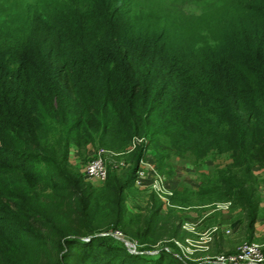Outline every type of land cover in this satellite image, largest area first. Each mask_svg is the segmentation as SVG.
<instances>
[{
    "label": "trees",
    "instance_id": "16d2710c",
    "mask_svg": "<svg viewBox=\"0 0 264 264\" xmlns=\"http://www.w3.org/2000/svg\"><path fill=\"white\" fill-rule=\"evenodd\" d=\"M119 12L105 9L69 28L53 19L48 39L0 54V264H192L178 245L214 227L208 256L235 254L225 250L231 233L238 246L256 241L264 24L158 28L167 18L158 16L139 29ZM132 34L143 38L135 44ZM135 138L142 141L129 151ZM88 144L125 154L129 166L109 169L101 183L85 178L75 153ZM149 149L160 174L191 166L199 186L181 184L167 203L152 193L134 212L126 193H136ZM213 152L231 162L202 168ZM191 211L206 218L195 232L183 229ZM116 232L158 253L129 254Z\"/></svg>",
    "mask_w": 264,
    "mask_h": 264
},
{
    "label": "rangeland",
    "instance_id": "374dc122",
    "mask_svg": "<svg viewBox=\"0 0 264 264\" xmlns=\"http://www.w3.org/2000/svg\"><path fill=\"white\" fill-rule=\"evenodd\" d=\"M109 9L110 11H120L124 15L125 19L132 25V28H143L144 26H152L158 16L167 17L165 20L159 22L156 27H160L162 24H177L176 22H190L199 24V26H205L206 24H214L216 22H222L225 27L240 26L244 23L254 21L256 25L263 28L264 24V0H0V54L5 50L18 54L23 50L32 48V41H42L45 37L48 39V27H51V20L59 22L61 26L68 27L69 21H75L78 18L88 19L97 15V13ZM116 17V14L113 13ZM119 15V14H118ZM95 18V17H94ZM223 19V20H222ZM69 31V29H66ZM134 43L139 42L143 37L140 34H132ZM44 41V40H43ZM132 43L133 41L130 40ZM132 45L133 48H129L131 51L136 50L137 46ZM95 42L91 43L94 47ZM139 50V49H137ZM136 50V53H138ZM132 147L138 143V140H133ZM129 148L132 151L133 148ZM105 150L104 157L107 160V168L109 169H124L129 166L130 159L121 153H115L112 150L103 148L101 146L94 147L92 144H88L85 149L80 153L76 152L75 155H79L81 169L85 168L88 161L93 158L89 156L88 152ZM128 151V152H129ZM229 154H217L211 153L207 158L201 162L202 168L206 169L209 166L224 167L230 163ZM178 170L184 169V166H176ZM194 171L197 173L195 168ZM258 172V170L256 171ZM261 174V183L259 185V216L264 215L263 195H264V172ZM132 175L129 178V182L132 181ZM165 183V180H164ZM150 192H145L147 194ZM155 193L151 189V194ZM146 199L145 196L141 198ZM143 199H139L136 202H128V206L134 212L145 210L147 204ZM167 203V199H166ZM137 206H136V205ZM228 206V205H227ZM226 208L223 205H219L220 209L225 210L224 215H228ZM138 207V208H137ZM205 216L202 218L195 212H185L183 214V229L189 232H195L200 228L205 220ZM212 230L203 229L199 232L198 241L187 239L186 246L178 245L183 257L189 260L192 264H206L213 261V264H221L217 258L208 256V248L205 246L206 242L210 240L209 232ZM209 230V231H208ZM116 238L121 240L125 246L127 253L137 254L144 256H153L158 253V249L152 251H142L140 246L122 237L120 233H115ZM197 236V235H196ZM198 237V236H197ZM238 237L234 234H230V238L226 242L225 250L236 249L240 243ZM260 246V250L264 254V238L256 239L255 241ZM241 248V247H240ZM195 250L202 252L203 257H194ZM236 251V252H237ZM173 255L178 256V253L173 251ZM224 258L226 257L225 254ZM233 255V254H231ZM194 257V258H193ZM209 264V263H208Z\"/></svg>",
    "mask_w": 264,
    "mask_h": 264
},
{
    "label": "built area",
    "instance_id": "2783aa9c",
    "mask_svg": "<svg viewBox=\"0 0 264 264\" xmlns=\"http://www.w3.org/2000/svg\"><path fill=\"white\" fill-rule=\"evenodd\" d=\"M134 140H138V143L142 141V139L135 138ZM134 142V141H133ZM134 148V147H132ZM107 152L105 150L94 151L85 168L83 169V173L87 179H98L100 182H104L107 178L108 168H107V160L104 157V153ZM91 156V157H92ZM144 163V166L148 168L153 176L151 189L155 194L162 200L166 201V196L171 194L164 183V176L160 174L155 167H152L149 163ZM144 171L142 169L136 170V176L143 177ZM138 183V180H136ZM264 201V195H263ZM227 205H223L226 208ZM228 207V206H227ZM229 233V230L226 231ZM241 247V248H240ZM239 247V250L233 254L226 256H220L217 259L221 260V264H264V254L260 250L259 244L256 242L244 243Z\"/></svg>",
    "mask_w": 264,
    "mask_h": 264
},
{
    "label": "crops",
    "instance_id": "0c3cea01",
    "mask_svg": "<svg viewBox=\"0 0 264 264\" xmlns=\"http://www.w3.org/2000/svg\"><path fill=\"white\" fill-rule=\"evenodd\" d=\"M92 154H93V150L91 152H88L89 156H92ZM142 162L149 163L152 167L156 168L155 153L152 149L146 150L138 163V169H142L145 173L143 177H139V178L135 175V182L133 185V189L136 190V193L132 194L130 193L129 190L126 193L127 194L126 205L128 208H129L128 202L130 203L136 202V204H138L137 200L144 198V197L141 198V196L146 197V199L143 200L147 204L149 201V197L151 195V184H152L153 176L151 172L148 170V168L145 167L144 163ZM208 167L210 166L208 165ZM178 169L179 168H175L174 171L169 176L162 174L164 176L166 187L169 191H173L177 189L181 184H186L188 186H191L192 188H197L199 186L198 173L194 171L193 167L184 166V169L182 170H178ZM81 171L83 173V167ZM84 177L86 178L85 175ZM90 180L101 183L98 179H90ZM136 180H138V183L136 182ZM145 192H150V193L144 194ZM262 206L264 208V205ZM130 210L133 211L137 209L133 208ZM255 237L256 239L264 238V215H260L255 223ZM262 245L264 246V243H262Z\"/></svg>",
    "mask_w": 264,
    "mask_h": 264
}]
</instances>
